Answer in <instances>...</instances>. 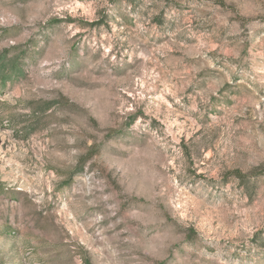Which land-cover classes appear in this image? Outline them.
Segmentation results:
<instances>
[{
  "label": "rangeland",
  "instance_id": "rangeland-1",
  "mask_svg": "<svg viewBox=\"0 0 264 264\" xmlns=\"http://www.w3.org/2000/svg\"><path fill=\"white\" fill-rule=\"evenodd\" d=\"M0 264H264V0H0Z\"/></svg>",
  "mask_w": 264,
  "mask_h": 264
},
{
  "label": "trees",
  "instance_id": "trees-1",
  "mask_svg": "<svg viewBox=\"0 0 264 264\" xmlns=\"http://www.w3.org/2000/svg\"><path fill=\"white\" fill-rule=\"evenodd\" d=\"M222 6H224V3H220ZM234 174V176L236 177V178H238L239 180H240V182H245V178H246V176H244L242 173H240V172H235V173H233Z\"/></svg>",
  "mask_w": 264,
  "mask_h": 264
}]
</instances>
